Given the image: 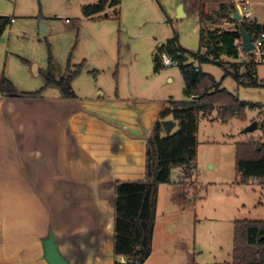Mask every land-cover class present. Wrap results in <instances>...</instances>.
I'll use <instances>...</instances> for the list:
<instances>
[{"label":"rangeland","instance_id":"obj_1","mask_svg":"<svg viewBox=\"0 0 264 264\" xmlns=\"http://www.w3.org/2000/svg\"><path fill=\"white\" fill-rule=\"evenodd\" d=\"M234 1L238 4L242 0ZM98 2L0 0V16L14 19L4 41L0 40V86L7 79L17 95L40 91L45 82L36 71L47 70L51 54L58 78L64 76L69 61L83 65L72 83L80 96L97 97L101 92L112 97L118 90L122 98L162 104L184 101L185 81L180 68L162 64L156 73L153 57L160 54L162 46L179 45L188 52L189 62L193 61L189 53L198 52L200 47L199 0H122L118 16L108 7L94 19L85 17L82 7ZM256 7L252 5V10ZM225 25L226 29L231 27ZM43 27L47 32L41 33ZM201 68L222 81L224 71L220 67L204 64ZM257 73L260 80L264 79V64L258 66ZM222 87L241 101L264 106V89L238 87L231 77L223 80ZM44 94L59 91L45 88ZM262 110L264 114V107ZM259 112L261 107L248 109L247 124L237 118L227 124L200 120L198 177L186 178L176 169L172 183L159 186L154 250L147 264L232 262L235 221L264 220L260 187L234 184L235 144L252 137L264 138V116L255 121ZM216 116L214 113L213 118ZM252 119L258 128L242 134ZM177 128L174 122L170 134ZM185 194L192 207L186 205Z\"/></svg>","mask_w":264,"mask_h":264},{"label":"crops","instance_id":"obj_2","mask_svg":"<svg viewBox=\"0 0 264 264\" xmlns=\"http://www.w3.org/2000/svg\"><path fill=\"white\" fill-rule=\"evenodd\" d=\"M255 3L254 20L264 27V0ZM45 88L40 97L0 92V264H48L50 232L70 264H115L116 186L145 180L147 144L164 103L118 90L112 97L74 91L67 99ZM255 105L258 122L264 106Z\"/></svg>","mask_w":264,"mask_h":264},{"label":"trees","instance_id":"obj_3","mask_svg":"<svg viewBox=\"0 0 264 264\" xmlns=\"http://www.w3.org/2000/svg\"><path fill=\"white\" fill-rule=\"evenodd\" d=\"M121 1L99 0L97 4L83 6L82 13L94 19L111 7L118 16ZM207 7L214 8L208 11ZM236 11L233 0H200V47L198 52L189 53L193 61L189 62L188 52L179 45L162 46L160 54H154L156 73L163 64L162 55L179 61L186 99L164 103L147 144L145 180L119 182L116 186L115 264H146L151 257L159 186L172 183V173L176 169H181L186 178L198 177L197 134L200 120H217L227 124L237 118L246 122L247 110L257 108V105L241 101L237 95L222 87L223 80L231 77L238 87L264 89V80H260L257 73L258 66L264 62V55L257 57L239 50L241 27L253 41L264 33V27L254 19L236 22L232 18ZM12 20L11 17L0 16V40L12 25ZM225 24L234 27L226 29ZM244 56L249 59L247 63L242 62ZM204 64L220 67L224 71L222 81L203 72L201 66ZM81 69L82 65L71 67L69 64L66 74L58 78L50 54L49 66L41 72V76L46 88H56L63 97L75 99L72 83ZM0 90L5 96H16L13 84L7 79L3 80ZM41 93L42 90L25 95L40 97ZM214 113H217L215 118ZM166 120L177 123L175 133L165 134L162 122ZM235 169L236 185H249L256 180L259 186L264 187V138L252 137L235 144ZM185 195L186 205L192 207ZM233 244L231 264H264V220H236Z\"/></svg>","mask_w":264,"mask_h":264},{"label":"water","instance_id":"obj_4","mask_svg":"<svg viewBox=\"0 0 264 264\" xmlns=\"http://www.w3.org/2000/svg\"><path fill=\"white\" fill-rule=\"evenodd\" d=\"M181 14H183L181 12ZM232 18L235 19L236 22L242 21V16L240 13V9L237 8V11L234 15H232ZM46 29L41 30V33H45ZM241 38H242V45L244 52L246 54L252 53L255 51V45L253 43L252 37L246 32V30L241 27ZM4 41V39L2 38ZM36 68V66H35ZM164 131L166 135H170L172 128L174 127V122L172 120H166L162 122ZM258 128V125L256 122L251 123L248 127H246L243 130V134L252 133L254 130ZM44 249H45V259L48 262V264H70L59 252L55 238L52 234V232L49 233L48 237L44 240ZM122 262L125 263V259H122Z\"/></svg>","mask_w":264,"mask_h":264},{"label":"built area","instance_id":"obj_5","mask_svg":"<svg viewBox=\"0 0 264 264\" xmlns=\"http://www.w3.org/2000/svg\"><path fill=\"white\" fill-rule=\"evenodd\" d=\"M252 5L253 4L250 0L242 1L241 5L239 6L242 20H245V21L253 20L254 16H253ZM253 43L256 49L252 53L258 57L264 55V33H262L256 40H254ZM239 50L244 52L242 43L239 47ZM161 59L165 67H178L179 65L178 60L173 59L167 55H162ZM251 183L258 184V181L252 180Z\"/></svg>","mask_w":264,"mask_h":264}]
</instances>
